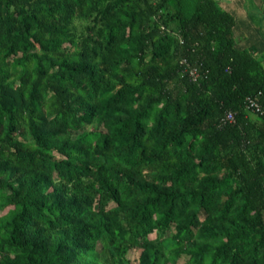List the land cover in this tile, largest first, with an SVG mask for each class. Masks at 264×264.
Listing matches in <instances>:
<instances>
[{
  "label": "trees",
  "instance_id": "obj_1",
  "mask_svg": "<svg viewBox=\"0 0 264 264\" xmlns=\"http://www.w3.org/2000/svg\"><path fill=\"white\" fill-rule=\"evenodd\" d=\"M236 33L217 0H0V264H264Z\"/></svg>",
  "mask_w": 264,
  "mask_h": 264
},
{
  "label": "crops",
  "instance_id": "obj_2",
  "mask_svg": "<svg viewBox=\"0 0 264 264\" xmlns=\"http://www.w3.org/2000/svg\"><path fill=\"white\" fill-rule=\"evenodd\" d=\"M219 5L237 20V37L247 43L252 40L261 43L262 37L253 29V22L247 11L246 0H217Z\"/></svg>",
  "mask_w": 264,
  "mask_h": 264
},
{
  "label": "rangeland",
  "instance_id": "obj_3",
  "mask_svg": "<svg viewBox=\"0 0 264 264\" xmlns=\"http://www.w3.org/2000/svg\"><path fill=\"white\" fill-rule=\"evenodd\" d=\"M246 4V9L249 12L250 18H252V27L264 40V0H246ZM262 58L264 60V54ZM139 253V250H130L127 253V258L132 264H138L137 259L139 257Z\"/></svg>",
  "mask_w": 264,
  "mask_h": 264
},
{
  "label": "built area",
  "instance_id": "obj_4",
  "mask_svg": "<svg viewBox=\"0 0 264 264\" xmlns=\"http://www.w3.org/2000/svg\"><path fill=\"white\" fill-rule=\"evenodd\" d=\"M189 76L193 79L196 80L198 77V73L196 72V70L192 69L189 71ZM247 102V106L249 109H251L253 112L258 113L260 115L264 114V107H262L257 101L256 99L253 98H247L246 99ZM225 122H232L233 121V114L232 113H228L225 118H224Z\"/></svg>",
  "mask_w": 264,
  "mask_h": 264
}]
</instances>
